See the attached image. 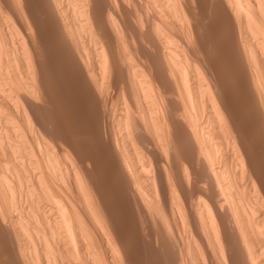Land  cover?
Returning <instances> with one entry per match:
<instances>
[{
    "label": "bare ground",
    "instance_id": "1",
    "mask_svg": "<svg viewBox=\"0 0 264 264\" xmlns=\"http://www.w3.org/2000/svg\"><path fill=\"white\" fill-rule=\"evenodd\" d=\"M28 1L0 0L5 263L128 264L121 251L137 226L108 225L96 160L79 143L112 162L147 228L159 218L172 264H264L262 172L230 107L240 95L264 157V0H35L91 111L94 128L77 143L32 115L54 92ZM230 84L241 90L229 105Z\"/></svg>",
    "mask_w": 264,
    "mask_h": 264
},
{
    "label": "rangeland",
    "instance_id": "2",
    "mask_svg": "<svg viewBox=\"0 0 264 264\" xmlns=\"http://www.w3.org/2000/svg\"><path fill=\"white\" fill-rule=\"evenodd\" d=\"M26 1L22 0L23 4L26 3ZM28 2H30V3H28L29 5L27 6L28 11L31 10L32 16H33L34 20L36 21L37 29H39L38 30L39 32L41 31L40 35L42 36V38H40V40H38L37 46L38 45H40V46L37 47V51L38 50L40 51V57H41L40 59H41V61L44 60L41 63L44 62L43 68L45 66L44 69L47 71V74H49V75H47L45 83L49 84V85L51 84L52 87L50 89L51 90L50 93L54 92L53 93L54 95L52 94V96H51V94H50V96L48 98L47 97L42 98V99L39 98L40 100H42L41 102H44V105H42V107L39 109V111L37 113L33 112L35 114L32 113V115L36 116V118H34V119L39 123V125H40V123H43L45 128L48 127L46 129V131L48 130L47 132H49V130H50V133L54 134V133H59L60 131H62L60 133H62V134L68 133V134H70L68 136H71V138L72 137L76 138L77 141H76V139L74 140L72 138L76 143L82 142L83 138L80 136L78 138L79 133L81 132L80 135L83 133L85 135V133L92 131L94 128V125L92 124L93 120L90 121V119H92L91 118L92 116L89 115V114H91L89 112H91V111L87 112L86 107H84L81 102H76V98L80 94L81 91H79L78 87L75 88L76 83L73 79V78H75L74 77L75 74L72 73L73 74V76H72V75H70L71 74L70 72H66L67 69H65L62 66V64L58 61L57 55L55 54L57 44L54 43V41H52L53 40L51 38L52 36L48 32L49 31L48 30L49 24L46 20H44L45 18L42 16V13H41L42 9L40 7V4L38 2H35V0H33V1L29 0ZM37 4H39V5H37ZM29 6H30V8H29ZM39 7H40L41 11L39 10ZM202 28L203 27H200V29H201L200 31L203 30L202 32H204V29H202ZM212 30L215 31V28L214 29L212 28ZM217 35L214 34L215 40L216 39L219 40V38H220ZM39 51H38V53H39ZM41 51H42V53L44 51L45 52L42 54ZM219 53H221V52H219ZM219 55H221V54H219ZM50 66L53 68H51ZM48 67L50 68V70ZM72 82L75 84V87H72V86H74ZM49 88H50V86H49ZM224 89L222 92L225 95V100H226V98H228L230 100V101L228 99L226 100L227 103H229V105H230L231 104L230 102L233 99V97L236 95H239L238 92L240 93L239 90H241V88L238 85L230 84L228 87H226ZM49 99H50V101H49ZM241 99L242 98L240 95H239V97H234V100H232V102L234 103V105L237 104V106H233V103H232V105H230V107H233L232 109H234V111H235L234 115L236 118V122L239 120V123H237V125L239 126V128L241 129V132L245 136V139L247 140L246 141L247 144L251 147L250 148L247 145L249 147V149L252 150L251 153H252V156H253L256 164H257L256 167L261 170V172H262L261 178L263 179V182H264V176H263L264 175V163H263L264 157H262L260 150L257 151V149H259L261 146V144L256 141V138L259 135V133L257 131H255L254 128L252 130V128H251L252 122H248L245 120L246 119L245 115L243 112H241L242 110H244V107L241 106L242 105ZM40 100H39V102H40ZM48 102L51 105H49ZM45 103H46V105L48 104L47 107H46ZM52 103H54V105ZM58 104H59V106H58ZM238 104H239V106H238ZM56 106L58 108L59 107H61V108L58 109V108H56ZM45 107L47 108V110ZM48 107H49V109H48ZM53 108H54V110H53ZM51 110H52V112H51ZM56 110L58 111V113H56L57 112ZM59 111H61V112H59ZM239 113H241V114H239ZM36 114L37 115L39 114L40 116L38 115L39 116L38 117ZM57 114H59V116H57ZM51 115H53L54 117ZM35 116H33V117H35ZM42 116H44V117H42ZM48 117H50V119ZM241 117H243V119ZM41 118H43V119H41ZM39 120L41 122H39ZM58 122H60L59 126L62 124V126H60L61 129L62 128H64V129L61 130L58 125L57 126L55 125V123L57 124ZM65 126H68V127H65ZM54 127L55 128L59 127V128H56L54 130ZM73 129H75V130L73 131ZM56 130H57V132H56ZM63 131H66V133ZM68 131L69 132L72 131V135ZM245 132H246V134H245ZM74 134H78V135L75 137ZM81 136H83V135H81ZM251 140H253V141H251ZM57 141H58L57 143L59 145L63 144L61 141V138H58ZM248 141H249V143H248ZM78 144L75 145L76 146L75 151L77 153H79L80 150L84 151L86 149L85 150L86 152L85 151L82 152L79 156L84 157L83 155H85V156L87 155L86 157H91L92 159L96 160L95 163H92L89 165L91 183L93 184V186H96L99 189L98 192H100L103 200L106 199L103 202L101 201L100 205H101V203L103 205H105V207H102V209H103V214H105V216L107 218L108 225L112 226V227H116V228L123 226V225H128V226L136 225L137 226L136 231H133L132 229L130 230L131 231L130 237L124 244L125 248L123 246L124 250L121 251V253H123L122 255L124 256L123 258L127 259L128 264H157V263L158 264H172L171 262L173 261V255L177 254V252H175V251H177V249L175 248V246H173V244H171L170 239L165 241V239H167L170 236L168 234L164 235V233H165L164 230L162 231L159 228V226L157 224V222L159 221V218H157L158 220L156 219L157 221L153 220L154 223L156 221V223H155L156 225L154 224L153 227H151L152 229L147 228L145 221L143 220L144 218L141 215L140 216L138 215L137 209H135L136 207L133 204L131 205L128 203L127 196L125 195V193L121 189L122 184L116 181V178L114 177L115 173H113L116 170H112V172H111V169H115V166H113L114 168L111 166V165H113L112 162L110 160L102 159V157L100 156L101 155L100 153H96L95 151H90V150H88L87 147H84V145H78ZM257 144L258 145L260 144V146H258ZM80 146H83V147H80ZM77 148H80V149H77ZM257 152H259V153H257ZM262 169H263V171H262ZM112 175L114 178L113 177L111 178ZM113 184H114V186H113ZM116 184H118V185H116ZM153 216H154V218L158 217L157 214L156 215L153 214ZM153 216L151 217L152 219H154ZM109 219H110V221H109ZM162 235L165 237H163ZM162 238H164V239L162 240ZM161 241L162 242L164 241V242L162 243ZM38 244H40V243H38ZM39 246H38V248H39ZM41 247L42 246H40V248ZM40 248H39V250H40ZM172 248L173 249L175 248V250L173 251ZM127 249H129L128 252H127ZM0 251H3L2 248H0ZM3 259H4L3 253L1 252L0 253V264H6L5 259H4V261H3ZM170 260H172V261H170ZM73 262H74V260H73ZM76 262H74V263H76ZM125 264H127V263L125 262Z\"/></svg>",
    "mask_w": 264,
    "mask_h": 264
}]
</instances>
